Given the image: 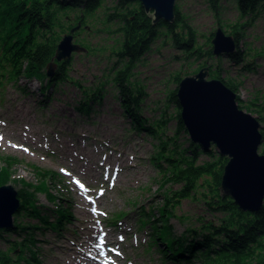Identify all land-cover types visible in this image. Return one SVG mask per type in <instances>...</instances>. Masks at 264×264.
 <instances>
[{
	"label": "rangeland",
	"instance_id": "1",
	"mask_svg": "<svg viewBox=\"0 0 264 264\" xmlns=\"http://www.w3.org/2000/svg\"><path fill=\"white\" fill-rule=\"evenodd\" d=\"M118 2L103 0L102 8L88 19L90 29L78 31L75 43L89 46L92 52L72 55L69 74L72 81L57 88L50 87L42 94L36 80L21 78L12 83L0 77V137L3 138L0 139V169L10 168L12 178L6 185L18 191L23 184L13 180L24 179L40 186L43 181L40 173H56L58 177L48 180L51 192L57 198L56 204L72 214L61 235L50 230H36L39 242L34 250L39 252L42 264H174L164 261L150 240L149 222L157 220V209L163 205V192H174L181 186L162 185L159 168L153 160L161 138L133 130L132 119L119 103L118 90L112 84L111 68L117 61L116 53L122 41V35L114 32L122 23H108L106 12L113 13ZM178 4L202 45L220 28L219 20L224 26L239 20L234 0L222 1L219 16L209 0H176V6ZM135 7L137 5L132 2L130 9ZM70 15L73 18L76 13ZM223 31L227 35L225 28ZM242 34L244 40L237 49L252 54L263 51L264 12ZM221 58L220 62L218 58L187 61L185 53L176 49L171 40L155 39L151 50L134 70L133 80L141 85L146 95L139 115L150 123L165 124L167 121L162 138H173L178 112L169 102V95L178 87L175 76L180 75L182 79L193 76L207 67H201L207 61L215 70L220 66L223 78L233 79L238 84L239 107L257 119L263 118L264 54L247 59L253 64L250 71L236 66L226 56ZM101 82L105 87L100 102L93 106L89 115L79 112L77 107L84 98V89L96 88ZM48 96L50 98L45 99ZM248 107L254 111L259 109L261 113L249 112ZM188 139V133H181L177 143L182 149L186 148ZM263 151L264 138L259 154L264 155ZM204 159L208 157L201 156V160ZM48 195L38 192L36 204L53 209L55 204ZM203 200L199 194L194 199L183 200L173 211L168 223L174 235H181L186 228L198 227L202 218L206 223L218 222V216L206 212ZM143 212L150 216L148 223L139 221ZM16 222L28 227L38 226L37 220L24 213L21 217L14 216V225ZM3 236L0 249L6 252L10 248L7 240L24 238V234L18 237L5 233ZM101 237L104 245L97 248ZM107 240L110 245L106 244ZM11 256L16 260L18 254Z\"/></svg>",
	"mask_w": 264,
	"mask_h": 264
},
{
	"label": "trees",
	"instance_id": "2",
	"mask_svg": "<svg viewBox=\"0 0 264 264\" xmlns=\"http://www.w3.org/2000/svg\"><path fill=\"white\" fill-rule=\"evenodd\" d=\"M209 1L216 16H219L223 0ZM234 1L239 12V20L225 26L219 20V27L222 30L225 28L227 35L232 36L236 43V51L228 57L230 61L250 71L253 64L247 59L263 56L264 50L252 54L237 48L244 40L243 30L253 25L264 12V0ZM132 2H135L137 7L130 9ZM102 6L103 0H0L1 79H8L12 83L19 82L21 78L36 80L40 83L42 94L50 87L57 88L70 81L72 79L69 76L72 66L70 59L58 63L57 70L51 78L46 75V67L52 62L62 35L69 33L79 23L87 26L88 19L95 16ZM112 11L114 12H106V21L122 23L114 32L122 35V41L116 53L117 61L111 68V72L114 73L112 84L118 90V101L131 117L134 131H146L147 134L161 138L158 153L153 160L159 168L162 185L181 186L174 192L171 190L163 192V205L157 209L159 215L153 223L149 222V214L143 212V217L141 216L139 221L151 224L150 240L158 248L164 261L174 264L196 261L201 264H264V205L258 213H250L241 210L231 198L221 197L220 186L228 159L222 157L214 146L203 148L190 139L187 140L186 148L182 149L178 145L177 137L188 132L180 118L177 88L169 95V102L178 112L177 131L173 138L166 140L162 138L167 121L165 124L160 121L150 123L139 115L146 95L141 85L133 80L134 70L151 50L155 39L161 37L171 40L176 49L185 53L187 61L194 59V62H200L203 59L218 58L220 62L223 56L216 57L213 54L214 33L203 45L199 44L196 31L182 15L179 4L176 6V19L171 24L160 21L153 25L152 19L138 1L119 0ZM72 12L76 13L73 18L70 15ZM77 33L78 31L75 38L78 36ZM84 47L88 54L92 52L89 46ZM204 66H209L211 78L222 80L237 94L238 84L233 79L223 78L218 69L220 66L215 70L207 61L201 65ZM181 80L180 75L175 76L177 85ZM101 83L96 88L84 89V98L77 107L79 112L89 115L93 106L100 102L105 87V84ZM49 98L50 96L45 99ZM237 99L241 102L239 96ZM248 110L261 113V110L254 111L252 107H248ZM259 120L264 125V117ZM262 134L264 138V127ZM203 155L208 159L201 160ZM9 169L6 167L0 169V183L4 185L12 180ZM39 176L43 178L40 186L30 184L24 179L13 180L17 184H23L18 190L21 205L17 217L24 213L27 217L37 220L38 226L28 227L24 226L26 224L16 222L12 230L2 231L0 239L5 238L3 236L5 233L18 237L24 234V238L21 241L7 240L10 248L7 252L0 249V264H42L38 258L39 252L34 250L39 242L36 230H50L61 235L71 221V212L56 204L57 198L51 192L48 182L49 178L54 179L53 176L58 177V174L42 172ZM38 192L49 194L50 201L55 204L53 209L36 204ZM199 194L204 199L206 212L218 216V222L206 223L202 218L198 227L186 228L181 235H174L168 223L169 217L183 200L194 199ZM13 253L18 254L16 260L11 256Z\"/></svg>",
	"mask_w": 264,
	"mask_h": 264
},
{
	"label": "water",
	"instance_id": "3",
	"mask_svg": "<svg viewBox=\"0 0 264 264\" xmlns=\"http://www.w3.org/2000/svg\"><path fill=\"white\" fill-rule=\"evenodd\" d=\"M136 1L153 25L160 21L174 23L176 0ZM81 27L79 23L59 42L52 62L46 67L48 78L54 75L58 63L69 60L74 53L88 52L75 43V33ZM212 47L216 57H230L236 51L234 38L221 28L214 34ZM176 98L191 141L207 149L214 146L228 159L220 186L221 197L231 198L245 212L258 213L264 205V155L259 154L263 143L261 122L239 107L237 94L222 80L211 78L209 66L183 78ZM20 205L18 191L12 185L0 186V232L14 226Z\"/></svg>",
	"mask_w": 264,
	"mask_h": 264
},
{
	"label": "snow or ice",
	"instance_id": "4",
	"mask_svg": "<svg viewBox=\"0 0 264 264\" xmlns=\"http://www.w3.org/2000/svg\"><path fill=\"white\" fill-rule=\"evenodd\" d=\"M0 139H3V138H2V137H0ZM13 147H16V145H13ZM25 151H27V149H25ZM76 183H77V184H79V186H80L81 188H83V187H84V185H83V184H81V183H80V181H76ZM93 211H95V209H93ZM103 245H104V238H103V237H101V239H100V243H99V244H97V245H96V247H97V248H101Z\"/></svg>",
	"mask_w": 264,
	"mask_h": 264
},
{
	"label": "bare ground",
	"instance_id": "5",
	"mask_svg": "<svg viewBox=\"0 0 264 264\" xmlns=\"http://www.w3.org/2000/svg\"><path fill=\"white\" fill-rule=\"evenodd\" d=\"M106 244H109V245H110V241H109V240H107ZM97 251H98V250H97Z\"/></svg>",
	"mask_w": 264,
	"mask_h": 264
},
{
	"label": "flooded vegetation",
	"instance_id": "6",
	"mask_svg": "<svg viewBox=\"0 0 264 264\" xmlns=\"http://www.w3.org/2000/svg\"><path fill=\"white\" fill-rule=\"evenodd\" d=\"M83 27H85V26H83Z\"/></svg>",
	"mask_w": 264,
	"mask_h": 264
}]
</instances>
